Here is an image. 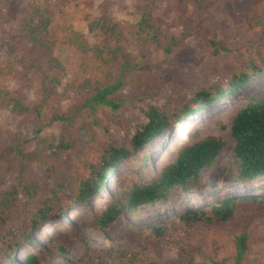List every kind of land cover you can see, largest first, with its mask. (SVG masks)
Instances as JSON below:
<instances>
[{
	"label": "trees",
	"instance_id": "16d2710c",
	"mask_svg": "<svg viewBox=\"0 0 264 264\" xmlns=\"http://www.w3.org/2000/svg\"><path fill=\"white\" fill-rule=\"evenodd\" d=\"M68 1L0 0L3 33L0 36V112H8L18 129L32 126L36 130L35 138L41 128L42 104H49L53 110L52 121L62 122L77 131L90 132L93 137L95 121L89 119L95 116L97 108L106 107L115 114L122 107L123 89L127 85L133 92L138 84L153 77L134 72L137 64L126 62L128 58L132 59L128 53L132 45L143 59L152 49L161 51L166 57L176 55L187 48V40L193 37L207 42L215 58L222 53L232 55L238 52L225 37H215L205 28H185L178 34L169 30L166 21L154 15L156 7L164 0H134V15L138 19L130 23L113 20L109 14L113 0H103L100 16L92 20L87 18V34L77 32L68 22L63 10ZM249 27L259 28L264 33V21L256 16L251 18ZM60 46L68 47L84 59V76L79 81L63 85L68 73L55 52ZM246 53L245 63L232 74L227 86L203 82L193 87L184 98L177 97L162 106L139 107L144 123L135 126L133 135L124 145L97 144L95 151L99 161L89 166L87 177L71 171L62 159V155L77 150L76 141L68 130L63 132L56 145L48 146V155L24 152L29 140L20 133L19 136L9 133L8 138L0 131V184L9 173L19 171L16 185L0 192V264H41L33 253L25 255L21 263L14 257L19 246L34 244L30 229L53 217H66V213L73 212L78 204L88 202L107 189L116 177L120 163L171 125L191 120L195 113L214 102L241 92L264 72V36L249 45ZM17 55L18 58L14 59ZM33 72L42 75L43 83L37 92L41 104L31 106L24 90L29 87L26 80ZM15 76H19L20 85L10 88L9 83ZM62 85L63 92L59 94ZM73 90L80 93V102L69 112L61 111L60 104ZM84 119L88 121L84 122ZM230 136L235 142L233 158L238 165L235 175L238 184L252 185L264 180V97L251 98L236 113ZM224 146L219 137L193 141L189 136V140H184L177 148L173 161L154 171L144 182L133 181L123 191L111 196L85 226L92 224L94 228L107 232L122 220L125 213L135 214L144 207L164 204L177 189L188 192L200 181L203 170L214 164ZM31 161L46 167L45 185L40 184L28 168ZM68 190H73L71 196L67 195ZM19 195L28 202L30 227L19 221ZM250 204L264 207V195L226 198L148 227L131 225L127 228L131 239L127 246L113 245L101 250L88 238H83L89 258L82 263L71 261L73 248L66 239L63 243L55 240L50 243L63 257V264H195L193 255L181 245L180 239L198 224L227 225L234 219L238 207ZM17 222H20L17 235L9 236L7 229ZM234 241L231 264H264L259 258L247 256L250 236L246 232H241ZM155 243L175 248L176 257L163 263L151 261L148 252ZM219 249L221 246L215 242L210 258L212 264H226L225 259L218 258Z\"/></svg>",
	"mask_w": 264,
	"mask_h": 264
},
{
	"label": "rangeland",
	"instance_id": "374dc122",
	"mask_svg": "<svg viewBox=\"0 0 264 264\" xmlns=\"http://www.w3.org/2000/svg\"><path fill=\"white\" fill-rule=\"evenodd\" d=\"M102 3L103 0H69L63 10L74 29L87 34V18L92 20L99 17ZM134 5V0H113L109 14L113 20L120 23L136 22L138 18L134 15ZM154 15L166 21L169 30L177 34L185 28H205L215 37H225L238 52L232 55L222 53L215 58L207 42H201L193 37L187 40V48L176 55L166 57L161 51L152 49L143 59L138 56L135 46L132 45L128 50L132 59L128 58L126 62L131 65L137 64L134 72L151 74L153 77L138 84L133 92L126 84L121 99L122 107L115 114L106 107H98L95 116L89 119L90 122L95 121L93 137L90 132L77 131V128H67L62 122L52 121L53 110L49 104H42L41 128L36 135L37 138L34 135L36 130L32 126L18 129L16 122L6 111L0 112V131L8 138L9 133L13 135L20 133L24 139L29 140L23 148L26 153L39 152L48 155L50 152L48 146L56 145L61 140L63 132L68 130V134L76 141L77 150L62 155V159L71 171L78 176L87 177L90 173L89 166L99 161L95 151L97 144L124 145L133 135L135 126L144 123L139 107L162 106L166 101L175 100L177 97L184 98L193 87L203 82L227 86L232 74L245 63L248 56L246 48L264 36L259 28L249 27L254 16L264 21V0H164L156 7ZM8 28L9 26L6 27L7 31ZM89 41L93 42L91 38ZM55 52L67 67L68 75L63 85L79 81L84 76V59L66 46L58 47ZM16 58L18 55L14 59ZM19 81V76H15L9 83L10 88L18 87ZM26 82L29 87L24 93L28 104L40 105V96L37 92L42 88V75L30 73ZM63 85L58 89L59 94L63 92ZM262 97L264 72L254 78L241 92L214 102L195 113L191 120L171 125L156 139L122 161L116 177H113L107 189L91 197L88 202L75 207V218L70 217L72 212H67L66 217H53L32 227L30 232L34 244L19 246L14 253L15 259L21 263L25 255L33 253L41 264H63V257L52 248L50 240L63 243V239H66L73 248L71 261L82 263L89 258L83 238H88L101 250L113 245L127 246L131 241L127 228L131 225L148 227L159 224L189 210L235 196H263L264 180L252 185L238 184L235 178L238 165L233 158L235 142L230 136V126L236 113L251 98ZM80 99L81 95L77 90L68 92L60 104L61 111L69 112ZM85 121L88 119H84ZM189 136L193 141L219 137L225 143L214 164L203 170L201 179L195 186L188 192L181 189L173 191L164 204L144 207L135 214L125 213L122 220L107 232L94 228L92 224L85 226V223L100 212L111 196L123 191L133 181L144 182L154 171L173 161L177 148L184 140H189ZM28 168L33 171L34 178L45 185L46 167L37 161H31ZM18 174V170L9 173L0 184V192L16 185ZM72 192L73 190H68L67 195L71 196ZM19 201V221L30 227L28 202L21 195ZM19 226L20 222L11 224L7 229L9 236L17 235ZM241 232H246L250 236V251L247 252V256L264 261V207L259 204L238 207L234 219L227 225L198 224L180 239V243L193 255L195 264H212L210 258L213 256L216 242L221 246L218 251L219 260L225 259L226 264H231L234 256V239ZM148 254L151 261L163 263L175 258L177 252L167 244L155 243Z\"/></svg>",
	"mask_w": 264,
	"mask_h": 264
},
{
	"label": "bare ground",
	"instance_id": "6f19581e",
	"mask_svg": "<svg viewBox=\"0 0 264 264\" xmlns=\"http://www.w3.org/2000/svg\"><path fill=\"white\" fill-rule=\"evenodd\" d=\"M116 180V179H115ZM76 215H75V212L73 211L72 214L70 215V217L74 218Z\"/></svg>",
	"mask_w": 264,
	"mask_h": 264
}]
</instances>
